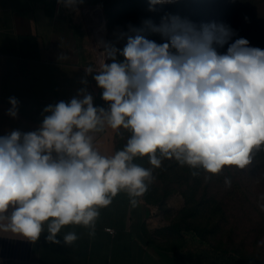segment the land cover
<instances>
[{"label":"clouds","instance_id":"clouds-1","mask_svg":"<svg viewBox=\"0 0 264 264\" xmlns=\"http://www.w3.org/2000/svg\"><path fill=\"white\" fill-rule=\"evenodd\" d=\"M174 2L148 0V11ZM58 3L76 10L83 0ZM143 25L118 29L115 40L101 38L99 69H84L85 87L46 106L36 130L0 136V232L31 242L46 232L48 243L71 246L79 237L58 238L62 228L83 226L94 236L99 210L122 191L135 206L163 160L187 166L193 177L203 171L207 181L225 167L245 169L264 149V50L233 39L236 31L224 23L197 25L165 13L159 24ZM225 45V53L217 51ZM89 75L106 107L94 106ZM9 103L6 114L16 118L20 102ZM106 129L130 133L111 155L97 147ZM144 156L150 168L134 163ZM224 183L231 186L229 178Z\"/></svg>","mask_w":264,"mask_h":264},{"label":"crops","instance_id":"crops-1","mask_svg":"<svg viewBox=\"0 0 264 264\" xmlns=\"http://www.w3.org/2000/svg\"><path fill=\"white\" fill-rule=\"evenodd\" d=\"M81 8L56 5L55 15L49 17L42 8L31 7L29 0H0V136L17 129L36 130L46 106L67 102L85 87L84 69L95 66L97 43L106 36L105 23L95 10L82 13ZM30 35L37 37L38 59L24 55L30 51ZM87 81L94 106H99L95 81L91 75ZM10 97L20 102L16 118L6 114ZM114 136L111 129L97 134L102 153L116 152ZM99 212L94 236L83 226L62 228L60 239L68 232L78 235L71 246L48 243L46 232L36 242L0 232V264H173L170 252L142 235L139 201L133 206L122 191Z\"/></svg>","mask_w":264,"mask_h":264},{"label":"rangeland","instance_id":"rangeland-1","mask_svg":"<svg viewBox=\"0 0 264 264\" xmlns=\"http://www.w3.org/2000/svg\"><path fill=\"white\" fill-rule=\"evenodd\" d=\"M104 4H118L120 7L123 3L122 0H83L78 6L82 7V13L85 8L93 9L99 19L103 17L105 36H108L107 8ZM157 7L159 9L160 6ZM236 7L238 24L243 29L244 38L251 46L264 50V0H237ZM138 8L123 13L119 24L110 31L111 34L114 35L118 29L128 31L129 25L136 28V22L143 20L150 19L159 24V14L148 11V7ZM213 20L211 15H208L206 23ZM144 35L157 43L163 42L159 34L145 32ZM125 44L126 39L120 40L116 46L122 49ZM97 89L99 106L106 107V102L101 99L102 89ZM114 134L116 151L122 150L130 133L120 129L118 132L114 131ZM140 160L139 165L151 167L148 158ZM134 163L138 164L136 158ZM185 167L171 166L170 160H163L162 166L153 170L154 179L147 192L137 198L142 211L140 230L146 241L165 248L176 245L180 241V228H184L185 223L191 220L190 217L186 218L185 210L205 198L209 200V207L198 213L196 220L192 217L194 224L207 229L213 228L214 233L210 235L213 242L234 248L246 256L255 258L259 264H264V211L259 206L264 204V175L250 173L247 168L238 169L231 166L225 167L219 175H213L206 181L204 177L209 174L193 177L191 170ZM230 171L235 179L230 177L231 186L227 187L224 181ZM214 199L219 203L220 209L217 211L213 210Z\"/></svg>","mask_w":264,"mask_h":264},{"label":"trees","instance_id":"trees-1","mask_svg":"<svg viewBox=\"0 0 264 264\" xmlns=\"http://www.w3.org/2000/svg\"><path fill=\"white\" fill-rule=\"evenodd\" d=\"M29 1L31 7L42 8L47 16L52 17L55 15L58 0ZM112 1L115 2L116 0ZM122 3L120 7L117 6L118 4H104L107 8L106 29L108 36H106V40H115V35L111 34L110 31L119 24L123 13L129 12L133 8L139 7L138 9H143L144 7H148V0H122ZM236 4L237 0H175L172 4L160 6L156 13L161 17L165 13L179 15L182 18L190 19L197 25L206 23L207 16L211 15L214 19L213 22L227 24L236 31L237 36L233 39L244 38L243 29L238 24ZM143 21L136 22L137 29L144 27V25H141ZM27 40L30 51L29 54L24 55L28 58L38 59L39 48L37 37L30 35L27 37ZM227 47L228 45H225L223 48L217 47V51H227ZM118 58L122 59V57ZM143 158L146 159L148 157H137L136 162L139 164L141 162L140 159ZM170 162L171 166H181L174 159H171ZM185 168L187 169L188 167L186 166ZM246 168L249 169L250 173L255 172L257 175H264V149L254 153L252 162ZM203 174L204 172L202 171L200 176ZM227 174V178L230 179L232 177V179H235L231 171L229 173L227 172ZM208 202L209 200L204 198L203 201L185 210L186 218L190 217L191 220L185 223L184 228H180L178 232L180 241L176 245L171 248H165L161 245L155 246L170 252L172 254L173 264H259L253 257L246 256L234 248L213 242L210 238V235L214 233L213 228L207 229L194 224L192 217L196 220L198 213L205 211L209 207ZM213 203V210H219L218 201L214 199ZM148 242L151 243L150 241Z\"/></svg>","mask_w":264,"mask_h":264},{"label":"built area","instance_id":"built-area-1","mask_svg":"<svg viewBox=\"0 0 264 264\" xmlns=\"http://www.w3.org/2000/svg\"><path fill=\"white\" fill-rule=\"evenodd\" d=\"M58 5H59V4H57V6H58ZM87 10H88V9L85 8L84 11H87ZM102 23H103V25H104V23H105L103 17H102ZM100 54H101V49L98 48V50H97V52H96L95 66L93 67L94 70H98V69H99ZM108 62H109V61H108ZM106 230H108V231H112L111 228H106Z\"/></svg>","mask_w":264,"mask_h":264}]
</instances>
